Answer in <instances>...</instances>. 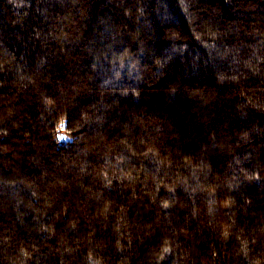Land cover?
Instances as JSON below:
<instances>
[{"label":"trees","instance_id":"obj_1","mask_svg":"<svg viewBox=\"0 0 264 264\" xmlns=\"http://www.w3.org/2000/svg\"><path fill=\"white\" fill-rule=\"evenodd\" d=\"M0 264H264V0H0Z\"/></svg>","mask_w":264,"mask_h":264},{"label":"snow or ice","instance_id":"obj_2","mask_svg":"<svg viewBox=\"0 0 264 264\" xmlns=\"http://www.w3.org/2000/svg\"><path fill=\"white\" fill-rule=\"evenodd\" d=\"M63 123L61 124V128H63ZM59 139H61V140H66V139H68L67 137H65V136H61V137H59Z\"/></svg>","mask_w":264,"mask_h":264}]
</instances>
